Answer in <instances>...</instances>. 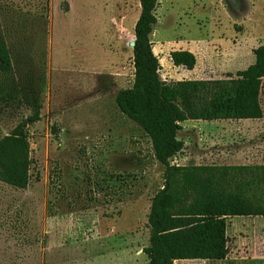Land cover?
Instances as JSON below:
<instances>
[{
  "label": "rangeland",
  "instance_id": "1",
  "mask_svg": "<svg viewBox=\"0 0 264 264\" xmlns=\"http://www.w3.org/2000/svg\"><path fill=\"white\" fill-rule=\"evenodd\" d=\"M157 2L149 37L161 80L234 76L264 44V0ZM139 13V0H0L13 61L0 74V138L21 124L31 158L26 188L0 181V264H148L164 167L115 102L133 81ZM178 49L195 55L192 70L173 65ZM260 103L259 119L182 122L170 164H264V80ZM226 236L225 258L173 264H264L262 217L226 218Z\"/></svg>",
  "mask_w": 264,
  "mask_h": 264
},
{
  "label": "trees",
  "instance_id": "2",
  "mask_svg": "<svg viewBox=\"0 0 264 264\" xmlns=\"http://www.w3.org/2000/svg\"><path fill=\"white\" fill-rule=\"evenodd\" d=\"M157 1L139 0L132 46L133 81L115 97L119 110L149 138L155 159L164 167L162 187L151 197L147 215L149 239L143 252L148 264L220 260L228 251L226 218L260 216L264 230V164L177 165L169 161L183 148L177 134L186 120L262 117L264 44L252 49L254 61L234 76L161 80L160 64L149 37L157 21ZM35 15L43 17V12ZM15 19L22 25L19 15ZM169 57L174 66L188 70L196 63L189 50H172ZM12 63L10 49L0 35V74H9ZM35 103L29 119L39 117L40 105ZM30 165L28 135L17 124L0 138V181L14 188H26Z\"/></svg>",
  "mask_w": 264,
  "mask_h": 264
},
{
  "label": "crops",
  "instance_id": "3",
  "mask_svg": "<svg viewBox=\"0 0 264 264\" xmlns=\"http://www.w3.org/2000/svg\"><path fill=\"white\" fill-rule=\"evenodd\" d=\"M175 261H181V262H185L184 260H175ZM181 264V263H180Z\"/></svg>",
  "mask_w": 264,
  "mask_h": 264
},
{
  "label": "water",
  "instance_id": "4",
  "mask_svg": "<svg viewBox=\"0 0 264 264\" xmlns=\"http://www.w3.org/2000/svg\"><path fill=\"white\" fill-rule=\"evenodd\" d=\"M133 44H134V42L132 41V42H131V46H133Z\"/></svg>",
  "mask_w": 264,
  "mask_h": 264
},
{
  "label": "bare ground",
  "instance_id": "5",
  "mask_svg": "<svg viewBox=\"0 0 264 264\" xmlns=\"http://www.w3.org/2000/svg\"><path fill=\"white\" fill-rule=\"evenodd\" d=\"M131 44V43H130Z\"/></svg>",
  "mask_w": 264,
  "mask_h": 264
}]
</instances>
